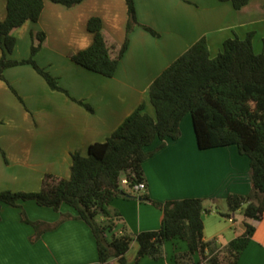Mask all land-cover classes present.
<instances>
[{
	"label": "crops",
	"instance_id": "obj_1",
	"mask_svg": "<svg viewBox=\"0 0 264 264\" xmlns=\"http://www.w3.org/2000/svg\"><path fill=\"white\" fill-rule=\"evenodd\" d=\"M134 2L141 26L131 34L128 51L113 78L81 67L70 55L93 44L88 23L94 17L102 20L108 42L121 48L129 19L125 0H85L72 9L45 0L38 22H28L12 32L15 37L21 32L27 37L45 34L37 63L58 78L72 98L91 105L94 113L66 94L53 91L32 66L7 69L0 79V147L5 153L4 157L0 152V192H37L48 174L69 179L72 153L80 151L87 156L92 144L105 142L141 104L147 105L152 116L151 85L202 38L207 39L211 55L216 57L226 40L245 39L254 33V50L264 55V0H251L240 11L231 2L219 0ZM7 4V0H0V23L7 17ZM142 26L160 36H153ZM24 43L30 48V40L17 39L12 60L22 59L19 49ZM3 54L0 34V60ZM181 130L179 140L167 142L143 164L147 190L125 189L131 198L113 201L111 210L121 217L118 227L133 235L161 229L163 212L143 201L144 196L160 203L201 199L205 205V241L214 242L221 250L244 235L248 223L255 233L238 264H264V217L247 220L244 210L230 213L227 203L231 195L252 192L250 159L236 146L201 151L192 126L186 131L183 121ZM22 207L33 222L53 225L61 218L53 209L35 202L23 203ZM61 212L76 215L67 206ZM21 213V208L8 205L0 212V264L99 263L96 240L85 222L66 221L33 243L35 229L22 221ZM165 250L164 259L143 258L138 264H176L174 255L188 247L175 240L168 242ZM138 251L134 241L127 254L130 264L135 263ZM131 252L134 254L129 258Z\"/></svg>",
	"mask_w": 264,
	"mask_h": 264
},
{
	"label": "trees",
	"instance_id": "obj_2",
	"mask_svg": "<svg viewBox=\"0 0 264 264\" xmlns=\"http://www.w3.org/2000/svg\"><path fill=\"white\" fill-rule=\"evenodd\" d=\"M7 17L0 23L4 51L0 60V79L7 69L32 66L53 91L69 96L74 102L94 113L91 105L72 98L59 79L35 60L45 41V34H36L28 60L13 61L7 55L16 47L15 29L28 22H38L45 8V0H7ZM72 9L85 0H49ZM231 2L237 11L251 0H219ZM128 8L126 40L121 48L111 45L103 32L102 20L90 19L88 30L94 34L93 44L73 56L81 67L106 78H113L128 51L130 36L140 27L134 0H125ZM155 37L160 35L142 26ZM255 34L245 39L235 37L224 42L222 51L213 57L206 38H202L181 55L153 82L149 101L155 111L151 116L147 105L141 104L103 143L92 144L88 155L72 153L71 176L62 179L48 174L40 192H0V212L3 206L22 209V221L35 229L32 242L44 233L57 229L70 220L85 222L96 240L98 264H130L127 254L134 241L139 251L134 264L149 258L160 261L166 256V244L175 240L186 243L188 250L174 255L176 264H238L255 228L245 223L246 232L219 250L214 242L205 241L204 201L186 199L160 203L148 196L163 212L162 227L158 231L131 234L120 229L119 214L111 210L117 198H131L126 188L133 190L144 183L143 164L163 150L169 141L182 136V122L190 115L197 145L201 151L236 146L239 153L251 161L252 192L247 196L231 195L227 199L230 213L244 210L247 220L260 221L264 217V55L256 54ZM8 52V53H7ZM0 152L5 157L0 147ZM124 181H127L124 184ZM35 202L39 207L53 209L60 214L56 224L33 222L22 204ZM73 209L76 215L61 212L62 207ZM229 218V215H223ZM1 222V214H0Z\"/></svg>",
	"mask_w": 264,
	"mask_h": 264
},
{
	"label": "rangeland",
	"instance_id": "obj_3",
	"mask_svg": "<svg viewBox=\"0 0 264 264\" xmlns=\"http://www.w3.org/2000/svg\"><path fill=\"white\" fill-rule=\"evenodd\" d=\"M146 13V12H145ZM147 14V17L146 18H150V15H148V13H146ZM145 16V15H144ZM25 29H23L22 31H24ZM15 37V36H14ZM23 37V40H30L31 41V45H30V48H29V46L27 47L26 46V43H24L23 45H21L20 44V49H19V52H21V55L20 56H22V59L21 60H13V61H24V60H28V59H30L31 58V56H32V47H33V45H32V41H33V44L34 43H38L37 42V40H36V34H33L32 36H30V35H28V37L27 36H25V34H23V32H21V34L20 35H18V37H15L16 39H20V38H22ZM41 50H42V48H41ZM41 50L36 54V56H35V60H36V57L38 56V54L41 52ZM8 53V52H7ZM13 53V52H12ZM12 53H8V55H7V57H8V59L9 60H12L11 58H10V55L12 54ZM29 54V55H28ZM76 54H74V55H70V57H71V59L73 58V56H75ZM37 62V61H36ZM81 101V100H80ZM155 115V113H154V111L152 112V116H154ZM184 125L186 126V131L188 130L189 131V127H191L192 126V129H193V124H192V119H191V116L190 115H188L185 119H184ZM188 125V126H187ZM190 131H192L191 129H190ZM193 133H194V129H193ZM194 135H195V133H194ZM125 189L126 190H128V191H130L131 189H129V188H126L125 187ZM22 192H27V193H30V192H28V191H22ZM32 192H35V191H32ZM37 192H40V190L39 191H37ZM24 209V208H23ZM54 212V211H53ZM55 213V212H54ZM22 218V217H21ZM238 218L239 219H241V216L239 215L238 216ZM130 253V252H129ZM133 252H131V255L129 256V258H131V257H133Z\"/></svg>",
	"mask_w": 264,
	"mask_h": 264
},
{
	"label": "built area",
	"instance_id": "obj_4",
	"mask_svg": "<svg viewBox=\"0 0 264 264\" xmlns=\"http://www.w3.org/2000/svg\"><path fill=\"white\" fill-rule=\"evenodd\" d=\"M127 181H124V184H126ZM147 190V185L145 183L138 184L133 191L135 192H142Z\"/></svg>",
	"mask_w": 264,
	"mask_h": 264
}]
</instances>
